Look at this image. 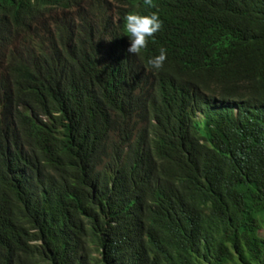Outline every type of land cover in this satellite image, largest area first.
I'll return each mask as SVG.
<instances>
[{
    "label": "trees",
    "instance_id": "1",
    "mask_svg": "<svg viewBox=\"0 0 264 264\" xmlns=\"http://www.w3.org/2000/svg\"><path fill=\"white\" fill-rule=\"evenodd\" d=\"M113 1L0 0V264H264V0Z\"/></svg>",
    "mask_w": 264,
    "mask_h": 264
},
{
    "label": "clouds",
    "instance_id": "2",
    "mask_svg": "<svg viewBox=\"0 0 264 264\" xmlns=\"http://www.w3.org/2000/svg\"><path fill=\"white\" fill-rule=\"evenodd\" d=\"M149 7H154L153 0H144ZM163 27V21L157 12L142 15L135 12L128 13L124 18V28L130 39V47L127 49L130 55H139L142 49L148 46L149 38L155 36ZM167 59V50L160 48L159 55L149 59L148 64L152 69L159 71L163 68Z\"/></svg>",
    "mask_w": 264,
    "mask_h": 264
},
{
    "label": "rangeland",
    "instance_id": "3",
    "mask_svg": "<svg viewBox=\"0 0 264 264\" xmlns=\"http://www.w3.org/2000/svg\"><path fill=\"white\" fill-rule=\"evenodd\" d=\"M105 1L106 3V6L111 9L115 6V2L113 0H103ZM54 16V14L52 12H50V17ZM72 16H77V10H74L73 13H72ZM47 19H49L47 16H46ZM43 22V20H40L39 21V25H41ZM258 221L260 222V225H261V229L259 230V236L264 238V216H261L259 215L258 216Z\"/></svg>",
    "mask_w": 264,
    "mask_h": 264
},
{
    "label": "bare ground",
    "instance_id": "4",
    "mask_svg": "<svg viewBox=\"0 0 264 264\" xmlns=\"http://www.w3.org/2000/svg\"><path fill=\"white\" fill-rule=\"evenodd\" d=\"M38 22V21H37Z\"/></svg>",
    "mask_w": 264,
    "mask_h": 264
}]
</instances>
